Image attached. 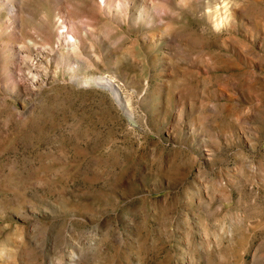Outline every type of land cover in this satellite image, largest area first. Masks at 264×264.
<instances>
[{"label": "rangeland", "instance_id": "rangeland-1", "mask_svg": "<svg viewBox=\"0 0 264 264\" xmlns=\"http://www.w3.org/2000/svg\"><path fill=\"white\" fill-rule=\"evenodd\" d=\"M106 1L0 0V264H264V0Z\"/></svg>", "mask_w": 264, "mask_h": 264}, {"label": "bare ground", "instance_id": "bare-ground-1", "mask_svg": "<svg viewBox=\"0 0 264 264\" xmlns=\"http://www.w3.org/2000/svg\"><path fill=\"white\" fill-rule=\"evenodd\" d=\"M104 1H105V4H107V1L106 0H104ZM129 3H130L129 0H124L123 3H122L126 13L128 12V9H129ZM119 4H120V2H119ZM10 9L11 10L13 9V4L10 5ZM110 9H112L111 6H110ZM157 9L160 12L168 11V7L163 5V4L162 5L158 4ZM164 13H166V12H164ZM59 22H60V26L59 27L61 28V30L58 33V43L61 46L68 47L69 51H72V52L76 53V55H77V53H80V50H81V41L78 40L79 39L78 36L75 35L77 33V31H76L77 29H75L76 27H75L74 23L72 21L70 22V20H68L67 18L63 19V17H61V16H59ZM83 26H86V28H88V29L90 27L88 23H86ZM26 50H27V48H26ZM22 52H24V51H22ZM95 81L102 82L104 85L109 86V87L112 86V80H110V79H108L107 77H104V76L100 77L99 79H95Z\"/></svg>", "mask_w": 264, "mask_h": 264}]
</instances>
